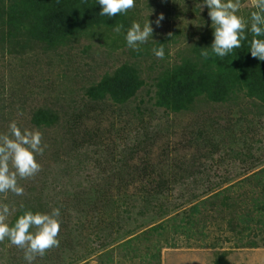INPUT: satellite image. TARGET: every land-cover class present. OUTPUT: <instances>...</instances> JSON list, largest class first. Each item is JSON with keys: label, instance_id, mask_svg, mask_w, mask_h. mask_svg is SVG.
Instances as JSON below:
<instances>
[{"label": "rangeland", "instance_id": "obj_1", "mask_svg": "<svg viewBox=\"0 0 264 264\" xmlns=\"http://www.w3.org/2000/svg\"><path fill=\"white\" fill-rule=\"evenodd\" d=\"M252 4L241 0L239 14L248 19ZM130 10L141 24L151 11L150 21L164 14L153 24L155 41L172 37L161 66L209 31L199 0H136ZM0 31V136L15 121L39 130L45 145L41 170L19 180L24 194H0V203L61 210L60 246L35 264H264V101L233 93L157 107L154 58L144 45V55L133 53L125 32L49 45L27 31ZM132 61L145 83L129 102L88 96L105 73ZM144 164L150 174L141 178ZM23 256L0 242V264H26Z\"/></svg>", "mask_w": 264, "mask_h": 264}, {"label": "trees", "instance_id": "obj_2", "mask_svg": "<svg viewBox=\"0 0 264 264\" xmlns=\"http://www.w3.org/2000/svg\"><path fill=\"white\" fill-rule=\"evenodd\" d=\"M100 10L96 0H0V28L6 25L10 36H17L21 30L27 31L40 41L54 45L77 41L83 35L93 36L96 30L106 32L119 24L124 25V30L131 26L130 16L133 11L129 10L126 16L118 15L109 19L100 16ZM206 23L210 25V22ZM212 31L209 26V31L201 37L202 43L200 40L193 42L190 52L185 53L186 50L180 54L179 62L168 63L166 66H161V62L168 59L167 52L161 60L156 59L152 49L163 46L167 51L165 45L172 39L171 36L144 45L145 55L154 58L153 67L159 69L153 77L154 104L157 107H181L192 97L193 100L200 96L210 101H220L233 93L264 101V61L252 58L248 52L251 33L240 49H235L223 59L215 56L205 59L201 52L205 50L204 47L211 45ZM133 53L144 55L141 51ZM138 63L124 62L115 70L105 73L97 84L87 90L88 96L94 101L110 100L115 104H126L145 83ZM145 167L146 164L138 168L137 173L141 178L150 174ZM252 218L250 216L249 220ZM9 224L12 225L11 222Z\"/></svg>", "mask_w": 264, "mask_h": 264}, {"label": "clouds", "instance_id": "obj_3", "mask_svg": "<svg viewBox=\"0 0 264 264\" xmlns=\"http://www.w3.org/2000/svg\"><path fill=\"white\" fill-rule=\"evenodd\" d=\"M100 6V16L114 18L127 15L136 6V0H96ZM241 0H199L200 12L205 8L213 30V40L210 46L204 47L202 57L208 59L215 56L220 59L240 49L251 33L249 53L252 58L264 61V0H253L250 16L246 19L240 15ZM149 13L145 23L133 21L125 32L126 46L133 51H141V46L153 39L154 28L160 27L165 19L163 13L155 21H150ZM204 21V20H203ZM201 27L205 26V21ZM124 25L114 28L121 33ZM162 45V43H161ZM153 55L163 60L166 51L163 46L152 49ZM10 134L0 136V194L12 193L22 196L24 188L19 180L34 177L41 165L37 161L38 155H43L45 145L43 134L39 130L21 129L15 121L9 125ZM22 210V211H21ZM18 211L14 224L8 223V218ZM60 208H53L50 213L10 207L7 203H0V242L7 240L11 245L24 252L26 264H35L37 257H44L48 250L60 246L57 238L61 231ZM34 229V230H33Z\"/></svg>", "mask_w": 264, "mask_h": 264}]
</instances>
